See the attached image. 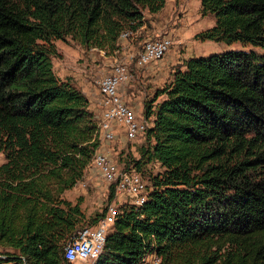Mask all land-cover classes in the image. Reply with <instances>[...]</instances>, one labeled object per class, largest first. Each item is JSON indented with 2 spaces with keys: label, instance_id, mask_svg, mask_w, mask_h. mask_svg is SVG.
<instances>
[{
  "label": "trees",
  "instance_id": "16d2710c",
  "mask_svg": "<svg viewBox=\"0 0 264 264\" xmlns=\"http://www.w3.org/2000/svg\"><path fill=\"white\" fill-rule=\"evenodd\" d=\"M214 26L201 41L230 50L190 58L144 104L153 118L139 159L146 202L119 207L93 264H264V0H200ZM165 0H0V248L27 264H64L63 247L94 226L64 193L100 146L90 100L59 79L54 41L70 37L106 54ZM260 49L263 52H256ZM165 97L157 102L159 97ZM109 199H114L110 190ZM85 226V227H86Z\"/></svg>",
  "mask_w": 264,
  "mask_h": 264
},
{
  "label": "rangeland",
  "instance_id": "374dc122",
  "mask_svg": "<svg viewBox=\"0 0 264 264\" xmlns=\"http://www.w3.org/2000/svg\"><path fill=\"white\" fill-rule=\"evenodd\" d=\"M143 15L144 24L139 31L130 35L127 40L119 39V50L111 54H106L98 49L82 48L70 37L65 38L64 41H54L57 51V56L52 59L55 75L61 80H71L72 82H70L78 90L84 92V95L90 99L92 110L95 108L91 102L98 94L96 82L101 76L109 73L110 65L114 59L123 61L129 66L131 79L120 90V95L124 102L132 108L137 120H141L145 119V102L152 100L158 91L171 82L175 71L184 70L183 64L186 60L230 50L253 49L250 46H243L239 42L226 44L197 39L196 35L212 28L215 23L211 16L203 17L201 15L200 0H165L161 11L149 14L145 10ZM162 37L169 38L172 43L163 59L143 68L136 67L132 58L142 44ZM255 51L263 52L260 49H255ZM164 98L163 96L159 97L157 102ZM152 120L153 118L148 120V125L152 124ZM143 145L142 136L132 141H126L120 136L112 143L100 144V149L110 151L121 167L127 161L138 160V150ZM4 162V156L0 153V165ZM144 169L146 175L139 174L148 187L150 185L147 178L148 173L156 175L161 170L157 165H148ZM81 183H83L82 186ZM64 198L73 204L77 200H81L80 208L87 220L95 214H102L113 201L118 210L120 206L129 204V200L124 197L110 201L104 183L98 174L89 168L86 169L83 180ZM2 251L3 249L0 248V252Z\"/></svg>",
  "mask_w": 264,
  "mask_h": 264
},
{
  "label": "built area",
  "instance_id": "2783aa9c",
  "mask_svg": "<svg viewBox=\"0 0 264 264\" xmlns=\"http://www.w3.org/2000/svg\"><path fill=\"white\" fill-rule=\"evenodd\" d=\"M132 35L129 32L121 34L119 39L127 40ZM171 40L167 37L146 41L132 58L133 64L143 68L153 62L163 59L171 48ZM129 66L123 61L113 60L109 73L97 80L98 106L101 114L98 118L100 144H109L118 137L132 141L143 136L148 125L147 119L137 120L136 114L128 106L120 90L130 81ZM89 169H93L105 185L106 191L114 192V199L126 198L129 205L140 207L148 197V190L142 176L129 166L125 169L119 166L110 151L99 149L95 153ZM81 186L83 183L80 184ZM113 203L107 208L104 216L94 226H86L76 231L63 247L64 264L91 263L101 255L106 235L111 230L119 214ZM113 204V205H112ZM0 264H27L20 256H7L0 252ZM139 264H160V258L155 254L145 256Z\"/></svg>",
  "mask_w": 264,
  "mask_h": 264
},
{
  "label": "crops",
  "instance_id": "0c3cea01",
  "mask_svg": "<svg viewBox=\"0 0 264 264\" xmlns=\"http://www.w3.org/2000/svg\"><path fill=\"white\" fill-rule=\"evenodd\" d=\"M71 81V80H70ZM72 82V81H71ZM83 94H85L84 92H83ZM98 98H99V96H98V94H97V96L94 98V100H93V102H91L92 103V105H93V107L95 108V110H92V112H94L95 113V116H96V118L98 119L99 117H100V114H101V110H100V108H99V106H98ZM90 100V99H89ZM97 113V114H96ZM71 191H67V192H65L64 193V197H66L67 195H69V193H70Z\"/></svg>",
  "mask_w": 264,
  "mask_h": 264
}]
</instances>
